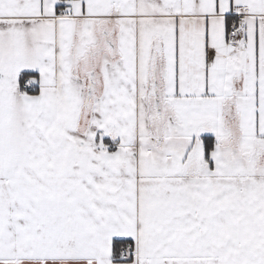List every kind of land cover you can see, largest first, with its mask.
Here are the masks:
<instances>
[{
    "label": "snow or ice",
    "instance_id": "1",
    "mask_svg": "<svg viewBox=\"0 0 264 264\" xmlns=\"http://www.w3.org/2000/svg\"><path fill=\"white\" fill-rule=\"evenodd\" d=\"M0 264H264V0H0Z\"/></svg>",
    "mask_w": 264,
    "mask_h": 264
}]
</instances>
